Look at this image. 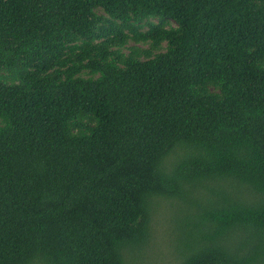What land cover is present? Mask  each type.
<instances>
[{
  "label": "trees",
  "instance_id": "1",
  "mask_svg": "<svg viewBox=\"0 0 264 264\" xmlns=\"http://www.w3.org/2000/svg\"><path fill=\"white\" fill-rule=\"evenodd\" d=\"M264 264V0H0V264Z\"/></svg>",
  "mask_w": 264,
  "mask_h": 264
},
{
  "label": "rangeland",
  "instance_id": "2",
  "mask_svg": "<svg viewBox=\"0 0 264 264\" xmlns=\"http://www.w3.org/2000/svg\"><path fill=\"white\" fill-rule=\"evenodd\" d=\"M173 214L171 207L162 206L154 216L150 241L142 251L143 255L138 259V256L133 259L128 257L127 264H173L172 255L167 248L174 232Z\"/></svg>",
  "mask_w": 264,
  "mask_h": 264
}]
</instances>
